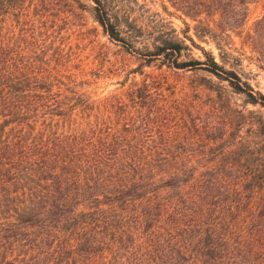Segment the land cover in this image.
Masks as SVG:
<instances>
[{"label":"trees","instance_id":"16d2710c","mask_svg":"<svg viewBox=\"0 0 264 264\" xmlns=\"http://www.w3.org/2000/svg\"><path fill=\"white\" fill-rule=\"evenodd\" d=\"M89 1L121 42L113 9ZM254 1L168 0L196 27L217 17L218 34L238 29ZM10 2L0 0V264H264V184L221 157L187 156H224L221 130L204 129L212 147L193 144L196 119L158 80L120 96L88 93L90 72L64 50L33 28L4 29ZM157 35L147 63L201 70L264 110V95L192 38ZM248 40L264 66V15ZM185 41L203 60H181Z\"/></svg>","mask_w":264,"mask_h":264},{"label":"rangeland","instance_id":"374dc122","mask_svg":"<svg viewBox=\"0 0 264 264\" xmlns=\"http://www.w3.org/2000/svg\"><path fill=\"white\" fill-rule=\"evenodd\" d=\"M105 1L113 9L121 42L109 39L96 23L89 0H11L3 9V26L18 36L33 28L45 36L48 45L64 50L71 61L90 72V84L84 90L98 97L120 96L144 80H158L168 90L166 95L182 103L196 119L199 127L190 132L193 144L202 149L213 146L201 139L204 129H220L223 134L227 148L224 156L195 153L188 157H221L236 166L241 176L254 178L257 186L264 184V140L259 131L264 110L247 104L226 82L201 70L170 69L160 60L147 63L143 58L147 50L151 51L157 34L170 35L173 31L180 39L192 38L195 46L212 53L226 70L234 71L254 92L264 95V66L248 45L255 22L264 15V0L249 2L241 26L224 34L214 30L217 17L202 15L203 24L196 27L168 0ZM213 33L221 41L223 53L214 43L218 39L214 35L211 39ZM185 45L181 60H203L197 47L189 41ZM260 187L264 189V185Z\"/></svg>","mask_w":264,"mask_h":264}]
</instances>
